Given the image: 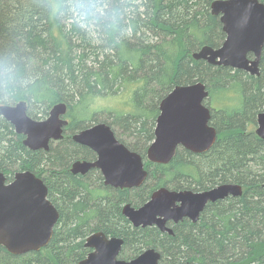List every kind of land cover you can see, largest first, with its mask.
I'll list each match as a JSON object with an SVG mask.
<instances>
[{
    "label": "trees",
    "instance_id": "trees-1",
    "mask_svg": "<svg viewBox=\"0 0 264 264\" xmlns=\"http://www.w3.org/2000/svg\"><path fill=\"white\" fill-rule=\"evenodd\" d=\"M213 1L148 0L142 14H127V2L114 6L113 19L96 27L105 49L100 55L95 49L90 66L81 63L79 45H73L64 32L63 22L71 17L59 13V0H18L16 9H0V103L24 101L29 108L40 107L37 115L28 111L34 118L64 103L72 130L92 121L94 94L123 95V111H113L111 122L139 134L141 143L133 146L139 144L137 150L144 153L153 138L161 100L175 86L202 83L218 133L205 154L181 149L168 165L147 166L146 185L131 193L117 191L107 207L100 202L94 207L88 184L64 170L74 158L72 151H79L74 144L64 145L73 150L56 152V165L64 168L47 181L58 198L61 219L46 255L28 254L33 255L29 263L37 264L39 257L42 264H78L89 253L86 237L101 231L123 238L125 247L135 252L130 259L153 248L160 253L159 264H264V141L253 127L264 106V47L258 76L194 60L192 54L201 47L217 48L224 40L218 17L210 14ZM71 28V36L85 39V32ZM161 35L165 37L161 44L148 39ZM65 86L71 93L64 94ZM22 142V136L0 117V172L10 176L29 170L43 176L53 151L30 152ZM229 183L241 185L242 197L206 207L197 223L178 225L172 236L152 228L132 229L120 214L127 200L138 206L159 187L206 190ZM15 258L0 247V264H13Z\"/></svg>",
    "mask_w": 264,
    "mask_h": 264
},
{
    "label": "water",
    "instance_id": "water-1",
    "mask_svg": "<svg viewBox=\"0 0 264 264\" xmlns=\"http://www.w3.org/2000/svg\"><path fill=\"white\" fill-rule=\"evenodd\" d=\"M210 14L218 17L224 40L217 48L201 47L192 58L258 76L264 47V4L259 0H214ZM208 95L204 84L194 83L173 87L161 100L154 140L146 152L148 162L167 165L178 147L196 155L213 147L217 134L209 124L210 111L204 105ZM26 107L23 101L14 105L0 104V117L16 134L24 137L25 147L46 150L49 142L62 136L66 105H54L42 121L30 119ZM255 134L264 141V107L256 117ZM73 141L98 155L95 163L77 162L73 167H82V172L91 167L99 168L105 184L120 189L139 187L145 181L147 172L142 158L118 142L108 126L93 125L73 135ZM46 195L43 182L29 172L16 173L8 184L0 173V246L9 254L19 256L40 251L50 240L58 213ZM241 195V187L235 184H223L200 193L163 187L155 190L140 209L125 206L123 215L134 227L156 226L172 234L165 227L166 222L183 218L196 222L208 202ZM122 246L119 238L106 236L101 231L91 233L84 242L90 252L78 264H159L160 253L152 248L132 259L122 260L119 258Z\"/></svg>",
    "mask_w": 264,
    "mask_h": 264
},
{
    "label": "flooded vegetation",
    "instance_id": "flooded-vegetation-1",
    "mask_svg": "<svg viewBox=\"0 0 264 264\" xmlns=\"http://www.w3.org/2000/svg\"><path fill=\"white\" fill-rule=\"evenodd\" d=\"M206 90H207V88H206ZM208 91V90H207ZM209 96V95H208ZM208 100V99H207ZM206 100V101H207ZM206 101H205V103H204V105L209 109V104H208V102L206 103ZM210 101V100H209ZM24 102V101H23ZM26 103V102H25ZM16 104V103H15ZM14 105V104H13ZM66 105V104H65ZM26 114H27V116L30 118V119H32V120H35V121H42V120H45L47 117H48V115H49V111H50V109L54 106H52L48 111H47V113L44 115V116H42V117H40V118H34V117H31V116H29V113H28V111H29V106H28V104L26 103ZM211 108H212V106H211ZM213 109V108H212ZM158 111H159V106H158ZM209 111H210V122H209V124L215 129V127L212 125V123H211V113H212V111L209 109ZM262 111V110H261ZM260 111V112H261ZM159 114V113H158ZM158 116V115H157ZM157 118V117H156ZM62 119L63 120H65L66 121V125L63 127V132H62V136H61V138L60 139H57V140H54V141H51V142H49V144H48V147H47V149L45 150V149H36V150H31V149H29V148H27V147H25L24 145V147L28 150V151H30V152H38V151H40V152H43V153H48V152H50V151H53V156L51 157L52 158V162H51V164H48V166H46V167H44L43 168V171H44V173H43V177L42 176H38L36 173H34V172H32V171H29V170H25V171H17V172H15L13 175H8V176H6L4 173H2V172H0L3 176H4V178H5V183L6 184H8V183H10V182H12L13 180H14V175L16 174V173H20V172H29V173H31V174H33L35 177H37V178H39L42 182H43V184H44V186L46 187V189H47V195H46V199L49 201V203L55 208V210L57 211V213H58V219H57V222H56V224H55V226L53 227V233H54V231H55V229H56V227H57V225L59 224V221H60V219H61V212H60V206H59V203H58V198L55 196V198H54V195L50 192V189H49V186H48V183H47V181H49V177H50V175L52 176V175H54L55 173H57L58 172V170L60 169V168H62V170H63V168L64 167H62V166H60V167H58V165H56V163L57 162H55V157H57V155H55V154H57L56 152L58 151L57 150V148L56 147H52V145L53 144H55V146H57V145H67V144H74V145H76L77 147H79V151H77V154L76 155H78L76 158H75V160H73L72 162H68V164L67 165H65V168H64V170H66V172L69 174V175H72V176H75V177H81L82 179V182H84V183H86V184H88V186H89V189H90V191H91V193H89V195H90V199H91V203H92V205L94 206V207H96V205L95 204H93L94 202H100V203H106V207H107V205H109V204H111L112 202H114L115 201V199H114V195L117 193V191L118 192H127V193H131V192H129V191H133V190H138L144 183H145V181H146V179H147V177H148V169H147V167H146V165H144V168H145V170H146V172H147V176H146V179H145V181L143 182V184L142 185H140L139 187H133V188H127V189H120V188H115V187H113V186H110V185H107V184H105V181H106V179H105V177H104V175H103V173H102V171L99 169V168H96V167H91V168H88L87 170H85V171H83L82 172V167H73L74 166V164L75 163H82V162H84V163H95L97 160H98V155H97V153L95 152V151H93V150H91L90 148H88V147H85V146H83V145H81V144H78V143H76V142H74L73 141V135H75V134H77V133H79V132H81L82 130H85V129H87V128H89V127H91V126H93V125H96V124H104V125H106V126H108V128L111 130V132L113 133V136H114V138L118 141V142H123L122 143V145L123 146H125V148L127 149V150H129L130 152H133V153H136L137 155H139L140 156V158H142L141 157V154L139 153V150H137V147L139 146V144H138V146H133V143H131V146L129 145V143H126V142H129L128 140H126V139H124V138H122V137H120L119 135H118V133L120 132H118V133H114V131H112V128L109 126V125H107L106 123H99V122H97V123H93L92 121H90V122H83L82 124H80L77 128L75 127V128H72V130L71 129H68L69 127H70V120H69V117L67 116V106H66V112H65V114H64V116L62 117ZM155 122H156V119H155ZM13 128V127H12ZM154 128H155V125H154ZM154 128H153V137H154ZM14 130V129H13ZM215 131H216V129H215ZM255 132V131H254ZM71 135L70 136V138L69 137H66L65 135ZM216 134L218 135V133H217V131H216ZM119 136V137H118ZM22 138H23V141H24V137L22 136ZM216 140H217V137H216ZM216 142V141H215ZM22 144H23V142H22ZM137 143H135V145H136ZM215 144V143H214ZM181 149H183V148H181V147H178L177 149H176V151H175V154H174V157H175V155H176V152L178 151V150H181ZM183 150H185V149H183ZM185 151H187V150H185ZM187 152H189V151H187ZM208 152V151H207ZM206 152V153H207ZM189 153H191V152H189ZM192 154V153H191ZM205 154V153H204ZM193 155H196V154H193ZM199 155H202V154H199ZM173 157V158H174ZM74 159V158H73ZM173 160V159H172ZM171 160V161H172ZM171 161H170V163H171ZM148 161H147V159H145V164L147 163ZM150 165H153V166H166V165H162V164H154V163H150V162H148ZM53 165H54V168H53ZM168 165V164H167ZM56 166L58 167L57 169H56ZM229 184H231V183H229ZM221 185H223V184H221ZM235 185H238V184H235ZM218 186H220V185H218ZM218 186H215V187H212V188H209V189H206V190H199V189H195V188H191V189H186V190H181V191H190V192H192V193H200V192H204V191H208V190H211V189H214V188H216V187H218ZM240 187H241V185H239ZM160 188H163V187H159L158 189H160ZM164 188H166V187H164ZM166 189H168V188H166ZM241 189H242V194H243V188L241 187ZM155 190H157V189H155ZM155 190H153L151 193H150V195L149 196H147V197H145L144 198V203H141L140 205H138V206H134V205H132V204H130L129 203V201L127 200L122 206H121V208H120V214L122 215V217L127 221V223H128V225H129V227H131L132 229H137L138 231H142L143 229H149V228H152V229H155L156 230V232L158 231L160 234H167V235H169V236H172L173 235V230H175V228L178 226V225H181V224H183L184 222H190V223H192V224H195V223H197L198 221H196V222H192L190 219H188V218H183V219H181L180 221H178V222H174V221H168V222H166L165 223V227L166 228H169L171 231H172V234H169V233H167V231H161L158 227H156V226H147V227H142V226H138V227H134L133 225H132V223L129 221V219L127 218V217H125L124 215H123V209H124V207L125 206H129L130 208H132V209H134V210H136V209H140L149 199H150V196L152 195V193L155 191ZM168 190H172V191H176V190H173V189H168ZM178 192H180V191H178ZM91 195H93V196H91ZM240 197H242V195L240 196ZM240 197H232V196H228L227 198H225V199H223V200H217V201H215V202H208L206 205H205V207L203 208V210L199 213V215H201L202 213H203V211L205 210V208L206 207H208V206H210V205H213L214 203H216V202H220V201H224V200H226V199H230V198H232V199H234V198H240ZM141 200H142V198H141ZM143 201V200H142ZM90 203V204H91ZM94 211H95V214H94V217L96 218V216H97V212H96V209H93ZM199 219H200V217H199ZM53 233H52V236H53ZM52 236H51V238H50V240L48 241V243L46 244V246L45 247H43L42 249H40V251L41 250H46L47 249V247H49V244H50V241H51V239H52ZM116 238H118V237H116ZM119 239H121L122 241H123V239L122 238H119ZM123 245H124V241H123ZM0 247H2V246H0ZM2 248H4V247H2ZM5 249V248H4ZM153 249V248H152ZM89 250V249H88ZM7 252V251H6ZM37 252H39V251H37ZM37 252H35V253H37ZM89 252H90V250H89ZM8 253V252H7ZM142 252H140V254H141ZM9 254V253H8ZM33 254V253H32ZM140 254H138V255H140ZM11 255V254H10ZM24 255H26V254H24ZM138 255H136V256H138ZM13 256V255H12ZM19 256H22V255H19ZM18 256V257H19ZM135 256V257H136ZM17 257V256H16ZM161 257V256H160Z\"/></svg>",
    "mask_w": 264,
    "mask_h": 264
},
{
    "label": "rangeland",
    "instance_id": "rangeland-1",
    "mask_svg": "<svg viewBox=\"0 0 264 264\" xmlns=\"http://www.w3.org/2000/svg\"><path fill=\"white\" fill-rule=\"evenodd\" d=\"M18 0H0V9H8L9 8H14L16 9L17 7H19L20 5H18L19 3L17 2ZM101 2L104 4L105 8L108 9V10H111L113 9L114 6L118 5L120 6L122 3H125L128 5L124 6V11L127 13V14H131L135 11L139 12L140 14L144 13L145 11H147L148 7H149V3H148V0H101ZM116 2H119V3H116ZM127 2V3H126ZM147 3V4H146ZM144 5V6H143ZM47 9L45 8V11ZM7 13V12H6ZM204 21V19H202ZM201 25H203L201 22H200ZM63 25L65 27L64 29V32L68 34V38L70 39V42L73 44V45H79V51H81V55H83V58L81 63L84 64L85 66H90L92 65L91 61L95 58V55L98 54L100 55L101 54V51L102 49H105L104 46H103V41L100 40V35L98 34L99 30L98 28H96L95 26H92V27H88V28H84V27H78L77 24L74 22V20L71 18L70 20H67V21H64L63 22ZM76 26L78 27L81 31L85 32V39H82L80 38L79 35H70L71 34V30H73L71 27L72 26ZM147 36V35H146ZM165 40L163 38L162 35L161 37L160 36H157L156 38L153 37V36H148V39L149 41H153L154 43H157V44H161L160 40ZM162 44H164V42H162ZM195 45L193 44V47ZM95 49H98V52L95 54ZM76 53L78 55V50L76 49ZM80 70V69H79ZM78 75V73H76ZM205 86V85H204ZM73 87V86H71ZM206 87V86H205ZM155 89V87H154ZM68 93H71V88L68 87V86H65V92L64 94H68ZM96 100L94 101L95 103V106H94V109H95V115L90 118L89 120H92L93 123H106L107 125H109L111 128H112V131H114V133H118V135L126 140H128L129 142H126V143H129V145L131 146V143H141V140L139 139V134L137 133H134L132 131L129 130V128L127 129L125 126L123 127V125L121 124H116V123H112V119L113 118V111H123L122 108V104H123V100H125L124 98L125 97H122L123 95H119V96H114V95H110L108 92H105L103 91V93H97V94H94ZM140 97V94L138 95ZM115 97V98H113ZM208 102L209 104V109L211 111H214L212 108H211V103L209 101V99L206 101V103ZM0 104H3V105H9V104H5V103H0ZM215 106V105H213ZM217 108V106H215ZM264 107V106H263ZM40 107H37V106H33V107H30L29 108V112L32 113V115H37L38 112H40L38 109ZM127 111V109L125 110ZM260 113V112H259ZM255 125V124H253ZM254 127V130L256 129V125L253 126ZM248 129H250V124L248 125ZM66 137H69L71 135H65ZM118 136V137H119ZM154 140V137L151 139V141H149L148 143H146V150L144 151V153H140L141 154V157H142V162L144 165H146V167L148 166L149 167V163L147 162L145 164V159H146V152L149 148V146L151 145V143L153 142ZM123 142H121L122 144ZM65 145V144H64ZM64 145H57L55 146V144L52 145V147H56L57 150H69V151H72L73 150V147L72 146H64ZM74 151V150H73ZM72 151V155L74 157L73 160H75V158L79 155H76L77 152ZM73 160H70V162H72ZM68 164V163H67ZM43 177V176H42ZM147 183V180L145 182V185ZM169 189V188H168ZM95 223H93L92 225L90 224L89 226H94ZM123 239V238H122ZM134 246V245H133ZM35 252H29L27 253L25 256V259L24 260H20V257H16L12 263L13 264H32V263H29L32 258H33V255H31V258H29L30 256H28V254H32ZM38 254L41 253V255H46V251L44 250H41L39 252H37ZM135 252L133 250H129V246H126L123 245L122 246V250L120 252V255H119V258L122 259V260H128L130 259L133 254ZM36 259H39V261H36L37 264H42L44 260H41L39 257H37Z\"/></svg>",
    "mask_w": 264,
    "mask_h": 264
},
{
    "label": "clouds",
    "instance_id": "clouds-1",
    "mask_svg": "<svg viewBox=\"0 0 264 264\" xmlns=\"http://www.w3.org/2000/svg\"><path fill=\"white\" fill-rule=\"evenodd\" d=\"M58 11L71 17L78 27H100L115 16L114 10H106L101 0H59Z\"/></svg>",
    "mask_w": 264,
    "mask_h": 264
}]
</instances>
